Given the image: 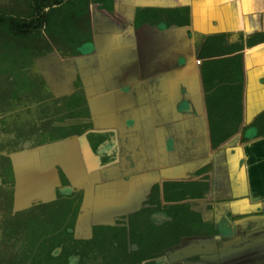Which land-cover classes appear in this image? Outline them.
<instances>
[{"label": "crops", "instance_id": "0c3cea01", "mask_svg": "<svg viewBox=\"0 0 264 264\" xmlns=\"http://www.w3.org/2000/svg\"><path fill=\"white\" fill-rule=\"evenodd\" d=\"M125 3L128 25L93 32L73 58L89 130L48 145L43 157L60 169L67 190L83 192L78 216L88 217L90 235L94 225H128L132 215L153 209L155 225L185 217L192 233L158 264H264V42L247 44L264 36V0ZM140 8H188L189 28L138 32ZM212 37L223 38L225 52L202 57ZM237 57L241 122L214 146L203 65ZM91 132L106 136L95 151ZM178 205L187 208H172Z\"/></svg>", "mask_w": 264, "mask_h": 264}, {"label": "trees", "instance_id": "16d2710c", "mask_svg": "<svg viewBox=\"0 0 264 264\" xmlns=\"http://www.w3.org/2000/svg\"><path fill=\"white\" fill-rule=\"evenodd\" d=\"M29 2H34L35 7H30L27 18L39 13L37 26L43 27L47 22L53 24L60 21V25L52 26V30L60 32L67 51L73 58L83 55L80 48L92 41L93 32H118L128 25L127 20L132 17V12L127 10L128 6L122 0H66L65 2L63 0H29ZM90 6L95 9L96 14L93 24L88 18ZM43 8L50 10L44 13ZM136 14L138 32L141 29L144 32L152 30L155 32L161 24L166 29L169 27L189 28L190 25L188 8L182 10L140 8ZM83 16L87 17L86 21L79 25L78 21ZM0 28L7 34L17 37H26L29 33L38 31L33 22L25 21L22 15L16 17L12 14H0ZM222 39V37L210 38L204 47L202 57L222 55L225 52L224 49H221ZM262 42H264V36L256 35L251 37L247 44L252 47ZM179 57L180 55H175V58ZM239 59L240 57L232 60H214L203 65L206 103L214 146L220 145L232 136L241 122L243 79L241 66L236 65ZM76 77L78 82L75 86L77 88L80 78ZM75 106L79 108V111L71 110L75 109ZM65 107L71 113L60 117V122L66 118L76 117L77 114L88 115L84 94L79 87L76 89L75 95H71L65 102ZM61 110H64V107ZM84 128L87 126L79 124L56 126L54 131L48 134V137L52 141H62L79 136L84 132ZM92 138L95 141L92 145L95 151L97 144L103 140V136L93 134L88 137V140L90 141ZM4 161V171L7 176H10L12 175V162L9 158H4ZM167 185L169 186V183ZM157 190L158 186L152 188L151 202ZM75 201L76 204H74ZM80 201V194L72 197L60 195V211H56V217H54V222L59 226H54L52 223L49 225L37 219L32 220L33 225L29 228L31 233L29 237L35 239L38 235L43 236L37 245L38 255L33 260L34 264H72L70 257L78 258L76 264H142L144 261L157 257L164 250L178 245L183 236L192 234L188 229H185L188 223L185 217L169 222L162 227H156L148 219L152 212L147 210L132 215L129 220V228L95 226L91 239L79 240L74 237L73 229ZM172 208L180 210L187 206L178 205ZM59 227L60 229H58ZM26 229L27 227H25ZM57 229L60 231L59 234H56ZM34 241L32 244L35 246L36 241ZM130 245L135 246V249L130 250ZM56 248H60L58 257L52 254ZM9 264H19V261L14 259ZM146 264L156 263L148 261Z\"/></svg>", "mask_w": 264, "mask_h": 264}, {"label": "rangeland", "instance_id": "374dc122", "mask_svg": "<svg viewBox=\"0 0 264 264\" xmlns=\"http://www.w3.org/2000/svg\"><path fill=\"white\" fill-rule=\"evenodd\" d=\"M126 1L136 2L122 0ZM31 6L35 7V3L29 0H0V14L22 15L38 29L26 37H17L0 28V264H9L14 259L19 264H34L43 236L29 237L32 220L56 226L60 169L50 165V157L45 159L43 154L48 145L60 142L48 137L56 126L81 122L79 118L60 122V117L69 110L61 108L75 95L78 82L77 62L69 55L60 32L52 30L60 21L37 26L39 13L27 18ZM49 10L43 8L44 13ZM95 15L90 6L91 24ZM86 18L81 17L79 25ZM4 158L12 161L10 176L4 171ZM89 235V221L84 215L76 221L74 236L83 239Z\"/></svg>", "mask_w": 264, "mask_h": 264}, {"label": "flooded vegetation", "instance_id": "af4514ba", "mask_svg": "<svg viewBox=\"0 0 264 264\" xmlns=\"http://www.w3.org/2000/svg\"><path fill=\"white\" fill-rule=\"evenodd\" d=\"M78 87L80 88V90L81 91H83V88H82V85H81V81H80V79H79V84H78ZM77 87V88H78ZM76 88V89H77ZM83 94H84V91H83ZM84 98H85V95H84ZM86 99V98H85ZM64 107V110H66V107L65 106H63ZM86 108H87V104H86ZM71 110H75V111H79V108L78 107H76L75 106V109L73 108V109H71ZM62 111V110H61ZM87 111H88V108H87ZM68 113H71V111L70 110H68V111H66L65 112V115H67ZM89 112H88V115H80V114H77L76 115V117H73V118H70V120L71 119H77V118H79V119H81V122H80V124L79 125H82V126H87V128H84V132L83 133H81L80 135H83V134H85L88 130H89V128H90V126H89V122H88V119H89ZM78 124V123H77ZM64 126H68L69 124H63ZM70 126V125H69ZM79 135V136H80ZM90 135H93V133L91 132V133H87L86 134V137L88 138ZM94 135H96V134H94ZM101 136H103V140L100 142V143H98L97 144V147H96V149H98L105 141H106V136L105 135H103V134H100ZM90 141L91 142H93L94 141V139L92 138V139H90ZM95 142V141H94ZM12 162V161H11ZM12 168H13V164H12ZM66 185H67V180H66V178H65V176L60 172V195L61 196H63V197H69V196H74V195H77V194H80L81 195V201L79 202L80 203V205H79V207H78V214H77V216H76V219H75V221H74V229H75V224H76V221H77V219H78V215H79V213H80V207H81V204H82V202H83V200H84V194H83V192H81V191H79V190H74V191H72V190H67L65 187H66ZM57 191H58V189H57ZM58 193V192H57ZM66 193H68V194H66ZM77 202L75 201V203L74 204H76ZM152 203V202H151ZM150 211H155V210H153V209H150ZM151 215H152V213H150V215L148 216V219L154 224V222L152 221V219H151ZM130 220V219H129ZM155 225V224H154ZM163 225H166V224H163ZM56 226H59V225H56ZM95 226H102V225H94L93 227H92V230H91V235H89V237H87V238H83V239H79V240H88V239H91L92 238V236H93V228L95 227ZM103 226H111V225H103ZM115 226H123V227H126V228H129V222H128V225H125L124 223H118V224H116ZM156 227H162V225H155ZM58 229H60V227L58 228ZM57 229V231H56V234H59V230ZM74 229H73V233H74ZM75 237V236H74ZM76 238V237H75ZM76 239H78V238H76ZM181 241V240H180ZM180 243V242H179ZM179 245V244H178ZM177 246V245H176ZM176 246H174V247H176ZM174 247H171V248H169V249H166V250H164L161 254H159L157 257H155V258H153V259H151V260H148V261H153V262H155L156 264H158L157 262H156V259L158 258V257H160L161 255H163L166 251H168V250H171V249H173ZM129 248H130V250H134L135 249V246H133V245H130L129 246ZM57 252H58V254H57ZM54 256H56V257H58V255H60V248H56L55 250H54V252L52 253ZM74 258H76L77 259V261L76 262H74L73 261V259ZM148 261H144V262H142V264H146ZM70 262L72 263V264H76L77 262H78V258L77 257H70ZM178 264H180V263H178Z\"/></svg>", "mask_w": 264, "mask_h": 264}]
</instances>
